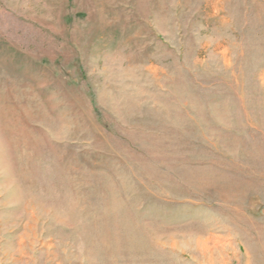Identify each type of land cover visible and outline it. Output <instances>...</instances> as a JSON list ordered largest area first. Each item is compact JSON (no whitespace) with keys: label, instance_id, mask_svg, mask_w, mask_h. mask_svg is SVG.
<instances>
[{"label":"rangeland","instance_id":"rangeland-1","mask_svg":"<svg viewBox=\"0 0 264 264\" xmlns=\"http://www.w3.org/2000/svg\"><path fill=\"white\" fill-rule=\"evenodd\" d=\"M0 264H264V0H0Z\"/></svg>","mask_w":264,"mask_h":264}]
</instances>
